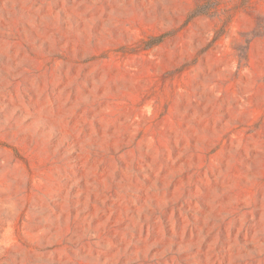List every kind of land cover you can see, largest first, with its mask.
Listing matches in <instances>:
<instances>
[{"label":"rangeland","instance_id":"1","mask_svg":"<svg viewBox=\"0 0 264 264\" xmlns=\"http://www.w3.org/2000/svg\"><path fill=\"white\" fill-rule=\"evenodd\" d=\"M236 5L0 0V264H264V0Z\"/></svg>","mask_w":264,"mask_h":264},{"label":"trees","instance_id":"2","mask_svg":"<svg viewBox=\"0 0 264 264\" xmlns=\"http://www.w3.org/2000/svg\"><path fill=\"white\" fill-rule=\"evenodd\" d=\"M249 1L250 0H237V5L236 6H243L244 4L248 3ZM209 13H210V9L209 8L208 9L206 8V10H205L202 7L201 4H197L192 16L199 15V14H209ZM226 17L227 18L224 21H222V25L215 30V34L213 36V39H217L218 37H220L222 35L224 26L229 22V20L231 18V15L226 14ZM260 29H264V28H262L260 23L257 22V27H256L255 30L258 32ZM262 33L264 34V30H263Z\"/></svg>","mask_w":264,"mask_h":264}]
</instances>
